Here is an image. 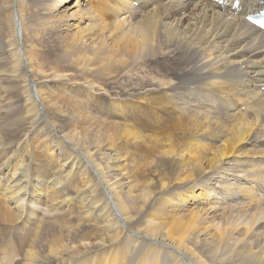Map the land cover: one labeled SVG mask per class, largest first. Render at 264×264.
I'll use <instances>...</instances> for the list:
<instances>
[{"label":"bare ground","instance_id":"1","mask_svg":"<svg viewBox=\"0 0 264 264\" xmlns=\"http://www.w3.org/2000/svg\"><path fill=\"white\" fill-rule=\"evenodd\" d=\"M226 1L0 0V264H264V0Z\"/></svg>","mask_w":264,"mask_h":264},{"label":"rangeland","instance_id":"2","mask_svg":"<svg viewBox=\"0 0 264 264\" xmlns=\"http://www.w3.org/2000/svg\"><path fill=\"white\" fill-rule=\"evenodd\" d=\"M135 6H138V4H135ZM29 14H30L31 16H33L32 13H31L30 11H29ZM263 91H264V90H263Z\"/></svg>","mask_w":264,"mask_h":264},{"label":"snow or ice","instance_id":"3","mask_svg":"<svg viewBox=\"0 0 264 264\" xmlns=\"http://www.w3.org/2000/svg\"><path fill=\"white\" fill-rule=\"evenodd\" d=\"M262 26H264V25H262Z\"/></svg>","mask_w":264,"mask_h":264}]
</instances>
